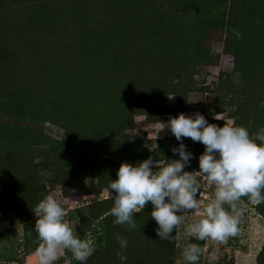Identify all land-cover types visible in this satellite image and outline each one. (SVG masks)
I'll return each instance as SVG.
<instances>
[{
	"label": "rangeland",
	"instance_id": "obj_1",
	"mask_svg": "<svg viewBox=\"0 0 264 264\" xmlns=\"http://www.w3.org/2000/svg\"><path fill=\"white\" fill-rule=\"evenodd\" d=\"M6 13L0 264H38L32 210L48 194L66 208L81 238H95L84 264H122L117 234L128 240L124 264H188L182 257L188 243L204 249L196 264H264V203L247 197L238 205V233L223 242L185 235L197 210L183 213L171 239L156 235L150 203L134 213L136 229L114 224L106 186L121 161L133 160L99 148L163 149L168 160L178 159L169 130L153 139L159 121L178 112H199L217 125L231 119L250 133L264 127V0H0V24ZM13 87L25 97L20 117L9 106ZM183 142L193 153L189 170L204 146ZM213 191L202 180L201 202ZM55 264L81 262L65 249Z\"/></svg>",
	"mask_w": 264,
	"mask_h": 264
},
{
	"label": "clouds",
	"instance_id": "obj_2",
	"mask_svg": "<svg viewBox=\"0 0 264 264\" xmlns=\"http://www.w3.org/2000/svg\"><path fill=\"white\" fill-rule=\"evenodd\" d=\"M235 34L239 38V32ZM175 94H168L167 98L172 100ZM165 129L178 142L171 148L178 159L157 162L150 155L136 163L121 161L116 179H109L106 186L113 199L108 213L115 217L113 223L136 229L134 213L150 203V216L158 225L156 235L162 240L171 239L175 227L185 220L183 213L193 210L198 211L199 218L185 226L187 237L223 242L235 236L242 215L238 206L241 198L247 197L252 205L264 203V127L250 133L231 119L217 125L209 123L199 112H178L167 121H159L154 141ZM184 138L204 146L198 155V170H186L193 153L187 149ZM202 180L214 188L203 203L199 199ZM32 211L40 240L35 249L38 264H55L65 249L81 264L93 254L95 238L90 233L81 238L75 222L66 219L67 210L54 195L44 196ZM116 239L121 249L116 255L124 264L128 257L123 250L128 247V240L119 234ZM203 252L197 243H188L182 257L188 264H196Z\"/></svg>",
	"mask_w": 264,
	"mask_h": 264
},
{
	"label": "trees",
	"instance_id": "obj_3",
	"mask_svg": "<svg viewBox=\"0 0 264 264\" xmlns=\"http://www.w3.org/2000/svg\"><path fill=\"white\" fill-rule=\"evenodd\" d=\"M8 15H9V13L8 14L6 13L4 15V17H6V18L0 24V34L3 32L4 27H7V26L10 25V20L8 19L9 18ZM102 48H105V47L102 46ZM7 49H8L7 46L5 47V46L0 44V80H2V78H7V76H8V72H7V67L6 66L9 63L6 60L7 63H6V66H5V64H4L5 59L3 58V54H2ZM109 62H110V65H111L112 62H114V60L112 59ZM109 67H110V69L112 68V71L114 72V70H113L114 67H115L114 64L112 66H109ZM59 77H61V75ZM9 94H10L9 95V100L12 99V102H9L7 100L11 104L9 106H11L12 109H14V113L16 114V116L20 117L21 113H22L21 109L23 108L22 106L24 104L25 97L21 96L20 93L16 90L15 87L12 88V94L11 93H9ZM29 98H30V96L26 97V100H28ZM5 104H7V102ZM76 108H78V106H76ZM67 135L75 137V134H72V133H67ZM77 139L80 140V138H77ZM63 145L65 146V148L66 147H69V148L71 147L73 150L78 148L75 144H72L71 146H69L68 143L63 142ZM99 148H100V150L102 152H104V153H106L108 155H111V156L119 157L120 159L128 157V158L133 160V162H130V163H136V162L140 161L141 159L147 158L150 155L156 160H168V154L163 149H160V150L152 149L149 152L148 151L145 152V151L138 150L136 148L134 149L131 146L109 147V145H107V146H99ZM203 149L204 148H197L196 149V153H195L196 159H198V155L203 151ZM192 168H198L197 160H193V164L190 165V168H189L188 171H191ZM11 251L12 250L9 248V253L6 256L7 260H12L14 258V256L11 254ZM20 264H22V263H20Z\"/></svg>",
	"mask_w": 264,
	"mask_h": 264
}]
</instances>
